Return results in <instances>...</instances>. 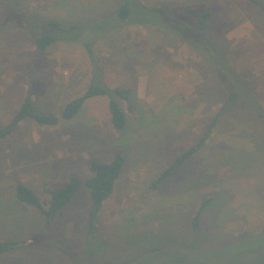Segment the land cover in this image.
<instances>
[{
	"label": "rangeland",
	"instance_id": "obj_1",
	"mask_svg": "<svg viewBox=\"0 0 264 264\" xmlns=\"http://www.w3.org/2000/svg\"><path fill=\"white\" fill-rule=\"evenodd\" d=\"M126 1L135 12L141 1L150 24L120 18ZM256 1L0 0V128L27 99L35 114L59 118L92 84L130 90L127 100L113 97L123 130L112 124L110 98L97 96L71 120L40 126L28 118L1 141L0 242L21 244L0 264H264V0ZM205 12L209 29L199 35ZM37 20L67 30L44 53L25 28ZM196 37L229 56L231 76L259 98L256 113L224 108L229 88L202 62ZM219 110L201 150L159 182ZM116 155L124 165L90 235L83 183L91 163ZM71 178L81 188L51 222L17 199L18 184L46 200Z\"/></svg>",
	"mask_w": 264,
	"mask_h": 264
},
{
	"label": "trees",
	"instance_id": "obj_2",
	"mask_svg": "<svg viewBox=\"0 0 264 264\" xmlns=\"http://www.w3.org/2000/svg\"><path fill=\"white\" fill-rule=\"evenodd\" d=\"M249 1L260 5L256 0ZM138 8L139 9L137 10V12L132 11L130 3L126 1V3L124 5L122 4L121 7L118 9L117 15H119V17L122 18L128 24H150L149 20L141 18L143 15L148 13L147 8L144 4L141 3V1L138 2ZM152 10L155 12L158 18H161V15H165V10H162L160 8H155ZM141 12L145 13L141 15ZM210 17V12H205L199 16V27H195L196 30L199 31V35H207L206 33L209 29L208 22ZM119 24L121 25L122 23H116L115 21L116 28L119 27ZM156 27H158V29H162V26L160 25ZM25 28L26 30L28 29L29 31H31V35L35 40L36 48L38 49V51H40V53L46 52L51 46H53L60 40L58 34L67 31L64 25L57 21L42 22L37 20L34 25ZM72 29H76V27H72L71 30ZM96 30H101V28H97ZM50 31L54 32L49 33ZM176 33H178V36L184 37L183 33L182 35L179 32ZM194 42L196 44L198 43V45H194ZM190 43L193 47H198L197 52L201 56L202 62L207 64L208 67L212 69L216 77L218 76L220 78H224L223 84L227 85V87L229 88V91L227 89L228 93L226 101L224 102V108H227L231 105L241 104L248 108V110H252V112L256 113V109L261 106V104L258 103L259 98L245 85L240 84L235 77L231 76V67L227 63V61L229 60V56L226 55L227 61H225L223 56L216 53L215 50L213 51V49L208 45V42L202 40L201 38H192L190 40ZM85 49H88L87 45L85 46ZM213 52L218 58L215 57ZM89 53L93 54L92 51H89ZM217 60L218 64H216ZM217 66H219V68H217ZM129 95L130 90L128 89H111L108 87L92 84L91 87H89L88 90L80 98L70 102L65 106L59 118L54 115L45 117L35 114L32 108L31 100L27 99L18 114L16 115V117L14 118V120L9 125L0 128V143L4 138H6L12 133V131L16 128L19 123L25 121L28 118L35 120V122L40 126H56L58 124L59 119L71 120L76 117L77 114L82 110L85 101L89 98L97 96H106L110 98L109 109L112 117V124L115 129L123 130L126 126L127 118L124 110L120 107L118 102L114 100L113 97L117 96L121 99L127 100L129 98ZM250 99L257 102L259 106L252 103ZM259 111L262 112L261 109H259ZM222 114L223 110H219L213 120V123L208 127V130L206 131L202 139L191 149L186 151L177 160L175 165L162 175L159 182L171 175L179 166L190 161L195 156V154L199 150H201L205 141L209 138L210 133L213 132L214 127L216 126ZM260 115L262 117L264 116V113ZM123 165L124 159L121 155H116L114 159L107 164H100L97 162L91 163V175L83 183L86 188L87 194L91 199V207L89 210L88 217V233L90 235H92V233L96 231L99 214L104 204L107 202V200L114 191L116 181L120 176ZM80 188L81 181L78 178H71L67 183H65L61 187L48 189L46 192L49 195V198L46 200H43L32 188L27 187L24 184H18L16 186L15 192L17 199L21 203L35 209L42 217H45L48 222H51L59 214H62L63 211L68 207V205L73 203ZM209 202L210 200H206L198 211L194 223L195 229H197V227L199 226V220L202 216L205 207L209 204ZM20 244V242L15 240L1 241L0 255L18 248Z\"/></svg>",
	"mask_w": 264,
	"mask_h": 264
}]
</instances>
